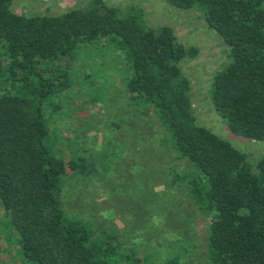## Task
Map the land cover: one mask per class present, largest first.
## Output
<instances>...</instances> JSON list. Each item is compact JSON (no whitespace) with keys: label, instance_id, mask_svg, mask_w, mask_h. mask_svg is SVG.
I'll return each mask as SVG.
<instances>
[{"label":"trees","instance_id":"1","mask_svg":"<svg viewBox=\"0 0 264 264\" xmlns=\"http://www.w3.org/2000/svg\"><path fill=\"white\" fill-rule=\"evenodd\" d=\"M197 8L227 46L229 61L213 73L210 101L226 129L264 141V0H165ZM0 0V205L17 239L22 264H146L125 249L118 230L95 234L93 223L69 214L70 178L92 179L96 157L65 159L50 119L71 86L70 71L85 45L117 48L126 67L129 105L150 108L175 157L192 166L187 196L208 218L209 264H264V153L254 162L201 125L180 68L186 48L169 25L148 26L138 4L104 0L58 14L23 15ZM172 173L171 183L180 180ZM176 260V257L174 258Z\"/></svg>","mask_w":264,"mask_h":264},{"label":"rangeland","instance_id":"2","mask_svg":"<svg viewBox=\"0 0 264 264\" xmlns=\"http://www.w3.org/2000/svg\"><path fill=\"white\" fill-rule=\"evenodd\" d=\"M88 0H13V12L58 14ZM106 4L142 7L145 23L172 27L195 56L180 62L190 82V100L198 122L227 139L254 163L264 141L231 134L213 109V73L228 61L227 46L206 24L197 8L178 9L165 0H104ZM70 71L71 86L50 119L57 150L65 159L91 153L98 172L92 179L70 178L63 190L69 214L93 223L95 234L118 230L125 249L147 257L146 264H209L206 254L208 218L191 203L185 189L193 168L178 159L164 139L150 108H133L124 89L122 53L105 43L82 46ZM182 177L172 184V173ZM0 205V264H22L16 235ZM176 257V260L174 258Z\"/></svg>","mask_w":264,"mask_h":264}]
</instances>
